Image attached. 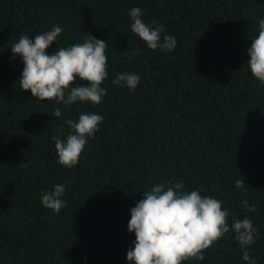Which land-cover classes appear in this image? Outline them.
I'll use <instances>...</instances> for the list:
<instances>
[{"label": "trees", "instance_id": "trees-1", "mask_svg": "<svg viewBox=\"0 0 264 264\" xmlns=\"http://www.w3.org/2000/svg\"><path fill=\"white\" fill-rule=\"evenodd\" d=\"M134 7L176 37L173 51L149 49L131 31ZM260 19L264 0H0V264H129L131 209L169 180L222 201L229 225L248 216L259 232L250 256L264 264V85L247 64ZM56 25L49 55L87 33L109 45L100 104L65 108L20 88L24 62L11 46ZM122 72L141 77L134 90L112 84ZM81 113L104 119L67 168L52 136L66 138L65 120ZM242 177L246 193L235 187ZM57 184L67 202L59 213L41 202ZM234 237L182 264H247Z\"/></svg>", "mask_w": 264, "mask_h": 264}, {"label": "clouds", "instance_id": "clouds-1", "mask_svg": "<svg viewBox=\"0 0 264 264\" xmlns=\"http://www.w3.org/2000/svg\"><path fill=\"white\" fill-rule=\"evenodd\" d=\"M129 16L131 31L149 49L159 48L167 52L175 49L176 37L167 34L163 24H156V21L146 24L141 18V8L130 9ZM258 25V35L251 38L247 64L252 75L264 85V19H260ZM62 30L60 25H56L34 38L23 35L11 46V51L21 56L24 62L20 88L30 90L38 100H55L65 108H70L77 101L100 104L107 93L101 84L108 76L105 49L109 45L87 33L83 43L59 47L49 55L46 49L57 41ZM77 78L87 81V85L77 84ZM140 81L137 73L122 72L117 73L112 84L134 90ZM51 114L60 117V107ZM103 119L96 113H81L78 120L66 119L65 124L70 129L66 138H61L62 132L61 135L52 136L58 155L57 163L67 168L77 165L87 138H94ZM60 127L63 131L64 125ZM245 184L243 177L235 180V187L244 189L246 193ZM184 189L185 181L169 180L144 191L143 198L131 209L128 223V231L135 233L134 248L127 251L129 264H182L190 259L203 261L204 250L230 231L235 233L234 238L239 242L242 259L247 264H256L255 258L250 256V246L255 243L259 232L252 220L248 216L241 220L232 215L233 223L229 225L231 213L222 208V201L202 196L203 189ZM64 193L65 185L57 184L53 190L41 194V202L46 208L59 213L67 207V202L62 199ZM241 205L247 212L256 211V206L247 199L242 200Z\"/></svg>", "mask_w": 264, "mask_h": 264}]
</instances>
